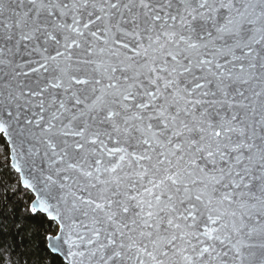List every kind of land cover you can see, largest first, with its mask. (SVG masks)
I'll return each mask as SVG.
<instances>
[{
	"label": "snow or ice",
	"instance_id": "snow-or-ice-1",
	"mask_svg": "<svg viewBox=\"0 0 264 264\" xmlns=\"http://www.w3.org/2000/svg\"><path fill=\"white\" fill-rule=\"evenodd\" d=\"M0 264H264V0H0Z\"/></svg>",
	"mask_w": 264,
	"mask_h": 264
}]
</instances>
